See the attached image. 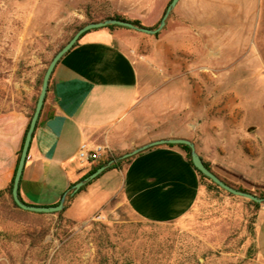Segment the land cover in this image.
<instances>
[{"label":"crops","instance_id":"1","mask_svg":"<svg viewBox=\"0 0 264 264\" xmlns=\"http://www.w3.org/2000/svg\"><path fill=\"white\" fill-rule=\"evenodd\" d=\"M95 1L108 5V15L139 20L147 27L162 18L171 2ZM260 12L262 0H178L166 18V45L175 56L180 52L182 62L217 63L222 47L241 46L251 35L253 15ZM1 13L5 19H0V190H4L15 175L39 94L43 60L34 52L14 54L12 23L6 18V8ZM39 15L44 16L40 24L54 20L47 17L50 10L45 8ZM32 26L51 31L39 27V22ZM136 33L143 32L123 26L88 30L57 62L21 176L22 200L56 205L65 193L68 197L78 192L83 185L76 191L73 186L95 165L109 160L110 155L121 154L115 159H122L123 154L143 144L170 137L191 139L200 156L210 159L212 168L229 181L249 190L264 191V137L258 134V127L254 136H245L246 143L236 149V154L218 158L213 156L214 147L202 138L208 132L204 118L196 115L195 121L186 119L179 132L158 131L156 118L152 124L150 119H143L140 71L131 49L140 39ZM20 61L31 65L23 73L26 82H14V63ZM208 75L220 78L214 69ZM82 144L101 145L105 151L94 161H83L78 157ZM104 173H108V181L118 182L113 195H122L136 215L154 223L184 217L196 204L203 186L186 152L167 143L144 149L121 167ZM260 213L256 242L264 260V203Z\"/></svg>","mask_w":264,"mask_h":264},{"label":"rangeland","instance_id":"2","mask_svg":"<svg viewBox=\"0 0 264 264\" xmlns=\"http://www.w3.org/2000/svg\"><path fill=\"white\" fill-rule=\"evenodd\" d=\"M4 8L14 54L34 52L43 60L38 90L53 55L80 26L102 21L110 11L95 0H0L1 21ZM43 8L50 10L51 24H40ZM38 22L51 31L32 26ZM136 34L140 39L131 49L140 71L143 119L152 124L156 118L158 131L179 132L186 119L204 118L208 132L202 138L218 158L236 154L256 127L264 137V0L251 35L241 46L222 47L217 63L182 62L180 52L175 56L166 45L165 26L156 34ZM30 66L14 63V82H26L23 73ZM211 69L220 78L210 77ZM108 177L104 173L68 195L61 214L10 215L0 206V264H264L256 242L263 203L204 184L184 217L154 223L113 195L118 182Z\"/></svg>","mask_w":264,"mask_h":264},{"label":"water","instance_id":"3","mask_svg":"<svg viewBox=\"0 0 264 264\" xmlns=\"http://www.w3.org/2000/svg\"><path fill=\"white\" fill-rule=\"evenodd\" d=\"M178 0H171L170 4L167 6L159 25L156 28L152 27H147V26H140L134 24L130 20H124L120 18H106L102 21H93V22H88L81 26L73 35L72 37L53 55L52 59L50 60L49 64L46 67V70L44 72L43 78H42V83L40 86L39 94L37 97V101L35 104V109L34 112L31 116L29 126L25 135L24 143L22 146V150L20 153L18 165L15 171V175L13 178V183H12V197L14 202L17 204V206L23 210L27 211H33V212H44V213H52L56 211H60L64 207V201L66 197V193L63 195L61 201L56 204V205H35V204H29L26 203L22 200L19 194V187H20V180L21 176L24 170V166L27 160V155L28 151L30 148L31 140L33 137L34 130L36 128V125L38 123V119L40 116V113L42 111L44 102L46 100L47 92H48V87H49V82L51 78V74L57 64V62L60 60V58L72 47L74 44L79 40L82 34H84L86 31L98 28V27H103L107 26L110 24L114 25H119L123 27H127L139 32H143L146 34H156L159 32L166 24V18L171 12L172 8L176 5ZM165 143H171V144H186L191 148V160L195 168L199 170L203 175L207 176L210 178L215 184H217L219 187L223 188L224 190L230 192L233 195L236 196H241L247 199H250L254 202L257 203H264V197L258 196L252 192L240 190L238 188H235L229 184H227L222 178H220L216 173H214L210 168H208L196 150L195 143L189 139V138H184V137H170V138H161V139H156L153 141H150L146 144H143L129 152H126L121 156V158H127L131 157L139 152H141L144 149H147L151 146L158 145V144H165ZM117 160L115 158L111 159L110 161L107 162V164L102 165L98 167L95 171L91 172L88 176H86L83 180L77 182L73 186V190L76 191L78 190L82 185H84L86 182L93 180L96 178L100 173H102L109 165L112 163H115Z\"/></svg>","mask_w":264,"mask_h":264},{"label":"trees","instance_id":"4","mask_svg":"<svg viewBox=\"0 0 264 264\" xmlns=\"http://www.w3.org/2000/svg\"><path fill=\"white\" fill-rule=\"evenodd\" d=\"M110 17H114V18H120V19H124V20H130L132 21L134 24L136 25H140V26H143V24L139 21V20H131V19H128V18H125L123 16H120V15H107L105 18H110ZM93 21H99V20H94V19H91V22ZM108 27L110 28H114V27H120L119 25H114V24H110V25H107ZM81 27V26H80ZM79 27V28H80ZM78 28V29H79ZM127 28V27H126ZM77 43V42H76ZM41 83H42V80H41ZM40 89V88H39ZM47 98V97H46ZM45 104H46V100L44 102V105H43V108H42V111L45 107ZM34 109L35 107H33V111H32V114L34 112ZM32 116V115H31ZM42 117V112H41V115H40V118ZM40 120V119H39ZM169 145H175V146H179L181 149H183L185 152H186V157L188 159V162L194 167L193 163H192V160H191V148L186 145V144H171V143H168ZM131 157H127V158H123V159H120V160H117L115 163H112L111 165H109L102 173H100L96 178L100 177L105 171L111 169V168H114V167H119L121 163L123 162H126L127 160H129ZM203 159V158H202ZM111 159L109 160H106L104 162H100L99 164L95 165L94 168L92 169L91 172L95 171L98 167L102 166V165H105L107 164L108 161H110ZM206 166L208 168H210L214 173H216L220 178H222V180H224L227 184L235 187V188H238L240 190H244V191H248V192H252L258 196H262L264 197V191H253V190H249L247 188H244L243 186L241 185H238L232 181H229L228 179L224 178L223 176H221L219 173H217L211 166V164L206 161L205 159H203ZM195 168V167H194ZM195 170L198 172V174L200 175L201 177V181H202V185L204 184H209L210 186L216 188V189H219V190H222V191H226L224 190L223 188L219 187L217 184H215L210 178H208L207 176L203 175L199 170H197V168H195ZM90 172V173H91ZM95 178V179H96ZM91 182V181H90ZM90 182L86 183L85 185H83L81 187V189H83L87 184H89ZM12 183H13V180L11 181L10 185L4 189V190H0V201H1V207H3V209L5 211H7L8 214L10 215H16V214H30V213H37V214H44V212H33V211H27V210H23L21 208H19L17 206V204L14 202L13 200V197H12ZM227 193H230L228 191H226ZM251 203H253L254 205L256 206H259V203L257 202H254L252 200H249ZM58 214H61L62 211H58L57 212Z\"/></svg>","mask_w":264,"mask_h":264},{"label":"built area","instance_id":"5","mask_svg":"<svg viewBox=\"0 0 264 264\" xmlns=\"http://www.w3.org/2000/svg\"><path fill=\"white\" fill-rule=\"evenodd\" d=\"M105 151V147L98 145L94 147H90L87 144H82L78 157L83 161H94L100 157V154Z\"/></svg>","mask_w":264,"mask_h":264}]
</instances>
